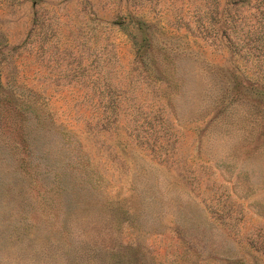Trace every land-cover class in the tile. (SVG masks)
Returning a JSON list of instances; mask_svg holds the SVG:
<instances>
[{
	"label": "rangeland",
	"instance_id": "1",
	"mask_svg": "<svg viewBox=\"0 0 264 264\" xmlns=\"http://www.w3.org/2000/svg\"><path fill=\"white\" fill-rule=\"evenodd\" d=\"M0 264H264V0H0Z\"/></svg>",
	"mask_w": 264,
	"mask_h": 264
}]
</instances>
